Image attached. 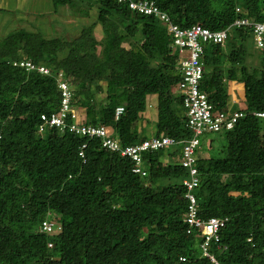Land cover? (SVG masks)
<instances>
[{
  "label": "trees",
  "instance_id": "1",
  "mask_svg": "<svg viewBox=\"0 0 264 264\" xmlns=\"http://www.w3.org/2000/svg\"><path fill=\"white\" fill-rule=\"evenodd\" d=\"M127 1L50 0L52 10L77 18L72 29L47 37L34 23L36 31L0 34V264H215L202 254V230L184 221L183 181L190 173L180 145L167 163L160 160L165 149L144 152L141 176L99 138L57 127L38 132L40 114L59 106L56 74L63 72L74 82L73 104L84 123L109 127L123 145L145 138L136 124L151 94L157 95L156 135L190 138L171 36L159 18L137 13ZM154 2L181 27L219 30L243 16L264 20V0ZM91 13L95 18L85 21ZM251 44L252 29L234 27L224 45L206 44L202 57L200 89L214 110L231 109L228 81L244 88V106L236 108L244 116L209 140L220 154L197 151L194 164L198 216L226 219L218 241L208 243L219 264H264V121L253 114L264 111V48L249 72ZM23 59L48 65L51 74L14 65ZM102 83L106 96L97 102ZM119 105L124 111L115 119ZM44 221L51 231L43 230Z\"/></svg>",
  "mask_w": 264,
  "mask_h": 264
},
{
  "label": "built area",
  "instance_id": "2",
  "mask_svg": "<svg viewBox=\"0 0 264 264\" xmlns=\"http://www.w3.org/2000/svg\"><path fill=\"white\" fill-rule=\"evenodd\" d=\"M128 6L141 14H152L159 18V21L166 27L171 36V49L177 57L178 68L181 79L177 86V94L182 97L185 112V127L191 132V136L185 140H176L167 135H153L144 138L138 143L123 145L119 138L114 136L109 127L94 126L85 124L80 116L79 109L73 104L74 92L71 86V79L67 78L63 72L56 74L57 86L60 90L61 98L56 110L40 114L38 132H43L47 128L57 127L61 131H68L74 134L87 136L88 138H99L101 145L112 152H118L121 156L129 158L133 162L132 171L141 176L146 175L143 166V153L146 151L163 150L167 147L181 146V165L189 169L190 178L185 179L183 184L187 191L185 197L189 200L187 217L184 219L190 226H195L202 230L205 241L201 245L202 254L208 256L215 264H219L215 257L208 252L209 240L214 237L218 241L219 235H215L217 230L224 225L226 219L211 217L203 220L198 216V178L196 176V154L200 145V135L205 132H217L222 129L230 130L237 120L244 116V111L240 109H228V111L214 110L213 105L208 101L207 95L200 89V82L205 71L203 64V51L208 43H226L229 32L234 27H250L253 34V44L256 49L264 48V20H252L247 16L239 17L226 28L210 30L198 24L189 27H181L171 20L168 14L161 11L154 0H129ZM237 11L243 12L237 7ZM27 71L37 70L41 74H51L48 65L43 63H33L30 60L15 61ZM124 111V106L115 108V119H118ZM264 121V111L253 113ZM1 137V136H0ZM87 146L86 141L82 143L79 151L80 156H84L83 149ZM43 230L51 231L52 226L47 221L43 222Z\"/></svg>",
  "mask_w": 264,
  "mask_h": 264
},
{
  "label": "crops",
  "instance_id": "3",
  "mask_svg": "<svg viewBox=\"0 0 264 264\" xmlns=\"http://www.w3.org/2000/svg\"><path fill=\"white\" fill-rule=\"evenodd\" d=\"M49 0L43 1L38 5H35L33 8H29L27 11L28 13L23 14V17L15 14L11 11V13L4 14L3 19L0 20V28H5V30H13V29H18V28H25L28 31H36V29L33 27L34 23L36 25H39V28L44 32V34L47 37H53L54 33L61 32L63 29H72L75 24L77 23V18L75 16H71L68 13H66L65 9L63 8L62 11H54L51 8H45L46 5L48 4ZM51 7V6H50ZM44 9V10H42ZM26 15V16H25ZM20 16V17H18ZM27 16H31L30 19L27 18ZM26 17V18H25ZM72 17H74L75 21H71V23H68L69 20ZM19 24V25H17ZM17 25V26H14ZM59 25L60 30L56 28V26ZM55 26V27H54ZM100 26V25H99ZM7 27V28H6ZM62 27V29H61ZM101 28V26H100ZM57 29V30H56ZM76 32L74 31L72 36L76 37L74 35ZM96 35L99 37H102V28L100 32H96ZM68 36V35H67ZM254 44H251L249 47V54L246 58V62L249 66V72L253 71V68L256 67L257 64V59L254 56V52H257L256 49L254 48ZM65 56V54L59 53V58H62ZM228 84L230 85L229 87V100L231 102V109H236L244 106V100H243V95H244V88L241 83H236L233 81H228ZM102 88L97 92L96 96L99 97V101L101 102L105 96L106 92H100ZM236 91V92H235ZM101 93V94H98ZM236 95H238V98H236ZM236 98V100H235ZM156 104H157V95L156 94H151L148 98V108L145 110L144 117L139 119V121L136 124V129L139 133L142 134L143 137H151L153 135H156L158 132V128L156 125V120H157V109H156ZM84 113V110H81V113ZM146 131V132H145ZM174 153V148L169 147L163 150V153L161 154L160 160L162 162H171L174 159L173 156Z\"/></svg>",
  "mask_w": 264,
  "mask_h": 264
},
{
  "label": "rangeland",
  "instance_id": "4",
  "mask_svg": "<svg viewBox=\"0 0 264 264\" xmlns=\"http://www.w3.org/2000/svg\"><path fill=\"white\" fill-rule=\"evenodd\" d=\"M43 1H46V0H0V8L6 9L7 13H9V12L11 13V11H12L13 13L18 14V15H20V16L23 17V14H25V13L27 14L28 13L27 10L29 8H33L35 5H38L41 2H43ZM47 2H48V4L46 5L45 8H51L52 9V5L50 3V0L47 1ZM42 10H44V9H42ZM59 11H62V9H60ZM4 14H6V12H4L3 10H1L0 11V20L3 19ZM91 14H92L91 15V18L90 17L89 18H86L85 21H91L92 19L95 18L96 13H91ZM20 16H18V17H20ZM27 18L30 19L31 16H27ZM74 19H75L74 17H72L71 19H68L69 20L68 23H71V21H75ZM17 25H19V24H17ZM17 25H14V26H17ZM56 28L60 30L59 25H57ZM100 30H101L100 26L99 25H96L95 26V31L96 32H100ZM3 31H8V30H5V28H0V34ZM76 33L74 35H76ZM125 45L128 46L127 44H125ZM226 46H227V44H226ZM256 51H258V50L256 49ZM254 56L256 57L257 64H258V59H259L258 52H254ZM152 66H154V65H152ZM256 67H257V65H256ZM71 83L74 84V82L72 81V79H71ZM92 87H94V86H92ZM229 87H230V85L227 82V88H228V90H230ZM100 92H103V93L106 92L105 83H102V90ZM98 94H101V93H98ZM99 97L100 96H98V95L96 96L97 101H99L98 100ZM236 98H238V95H236ZM236 98H235V100H236ZM139 134H141V133H139ZM219 135L220 134H217L215 132H205L202 135H200V145H199V148L197 150L198 151V156L219 155L220 154L219 153L220 151L218 149H216V148L209 149L208 148L209 140L210 139H217ZM216 145L217 144H215V146Z\"/></svg>",
  "mask_w": 264,
  "mask_h": 264
},
{
  "label": "bare ground",
  "instance_id": "5",
  "mask_svg": "<svg viewBox=\"0 0 264 264\" xmlns=\"http://www.w3.org/2000/svg\"><path fill=\"white\" fill-rule=\"evenodd\" d=\"M31 61V60H30Z\"/></svg>",
  "mask_w": 264,
  "mask_h": 264
}]
</instances>
